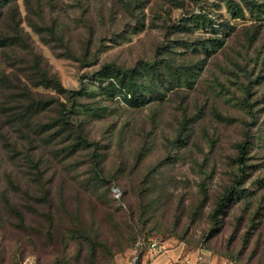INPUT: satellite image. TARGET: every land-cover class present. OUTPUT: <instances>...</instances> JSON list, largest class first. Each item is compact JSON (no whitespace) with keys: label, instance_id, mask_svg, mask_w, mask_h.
I'll list each match as a JSON object with an SVG mask.
<instances>
[{"label":"rangeland","instance_id":"rangeland-1","mask_svg":"<svg viewBox=\"0 0 264 264\" xmlns=\"http://www.w3.org/2000/svg\"><path fill=\"white\" fill-rule=\"evenodd\" d=\"M233 1L242 13L226 0H0V264H134L141 232L161 253L264 264V0ZM139 63L167 84L144 72L159 95L129 104L104 72ZM37 69L83 85L82 107L38 86ZM45 95L90 146L52 139L57 111L31 112ZM83 232L102 244L94 260Z\"/></svg>","mask_w":264,"mask_h":264},{"label":"trees","instance_id":"trees-1","mask_svg":"<svg viewBox=\"0 0 264 264\" xmlns=\"http://www.w3.org/2000/svg\"><path fill=\"white\" fill-rule=\"evenodd\" d=\"M246 2V0H243ZM226 6L228 10L233 14L237 13H242L241 8L239 7V4L235 3L233 0H226ZM249 4V3H248ZM195 21L199 20L200 17L194 16L193 17ZM204 22V20H203ZM204 51L207 52L208 48L203 47ZM36 63H39L38 57L35 58ZM163 67H166L167 70H170V65L165 64L162 65ZM105 69V68H104ZM157 69V72L156 70ZM151 71L152 76H154L159 82L166 83L164 81V75L161 73L160 70H158L157 66H153L149 63H139L137 67H134L133 69L129 70H122V69H116V68H108V72H104V76L112 77L114 80V85H115V91L124 93V99L126 102L129 104H137L140 102L145 101V96L143 91H147L150 97H157L159 95V91L157 86L154 84V82L150 79L146 81V78L143 77L144 72H149ZM187 71V70H185ZM156 75V76H155ZM94 76L97 78L98 81H101L98 77H101L100 73L94 74ZM36 80H37V85L43 86L44 88H49L51 90H54L55 93L57 94H65V97L68 101H71L74 107L81 108L79 104V98L83 96V94L86 93V89L83 88V85L78 90H66L62 87L60 82L52 77H48L45 73L40 72L39 69H37L36 72ZM178 80H180V77H177ZM186 80V78L184 79ZM150 83L152 84L149 88L146 87V85ZM38 98L34 101V104L32 105L31 112H35L34 114H41L42 112L46 110H55L57 111V118L52 121V124L45 125L43 128H46L47 130H54L52 131V139H55L56 137H60L63 135V133L70 134L71 137L67 138L66 140H69L68 142L63 141V144H65V147L67 148V151L70 153H73L77 150H83L84 148H87L90 146V142L88 141L87 138H83L78 129H72L70 126L71 120L69 118L68 113L66 112L67 107L64 102L60 103H55L56 101L53 98V95H45V96H37ZM128 97V98H127ZM73 108V107H72ZM49 128V129H48ZM42 129V128H41ZM38 129V133L40 132ZM45 129V130H46ZM48 132V131H44ZM245 147L240 146L239 152V164L244 167L245 162H244V154H245ZM96 176V174H95ZM92 179H94V175L92 174L91 176ZM96 183V182H95ZM97 184V183H96ZM101 185H103L101 183ZM99 184V186H101ZM116 185H112L109 187V189L106 187L105 188V194H109L113 196L115 199H113L114 203L116 200L117 202L120 203V199L116 198L114 194L112 193V188L115 187ZM118 188V187H115ZM119 189V188H118ZM236 196L237 192L235 190L232 191H227L223 197L218 201L214 213L212 214L213 218H216L218 214H222L224 211L223 209L227 206V202L232 199L231 196ZM100 199L105 198L104 194L102 193L101 196L99 197ZM116 202L117 205H119ZM62 204V203H61ZM64 210V207H62ZM61 208V209H62ZM59 210L61 213H64V211ZM58 216V215H57ZM83 236L86 239V242L88 243L89 246V255L88 257L92 260H94V255L96 251V247L99 245L102 246L101 243L96 242L94 239L89 238L88 235H86L84 232L82 233ZM133 248L135 249V252L137 253V258L135 259L134 264H139L140 263V258L143 257L149 251V234L141 232L135 238L133 239ZM226 261H229L233 264H238V261L235 259H226Z\"/></svg>","mask_w":264,"mask_h":264},{"label":"crops","instance_id":"crops-1","mask_svg":"<svg viewBox=\"0 0 264 264\" xmlns=\"http://www.w3.org/2000/svg\"><path fill=\"white\" fill-rule=\"evenodd\" d=\"M149 264H233L226 260H218L192 252L184 254L182 249L174 248L166 250L156 256H152Z\"/></svg>","mask_w":264,"mask_h":264},{"label":"built area","instance_id":"built-area-1","mask_svg":"<svg viewBox=\"0 0 264 264\" xmlns=\"http://www.w3.org/2000/svg\"><path fill=\"white\" fill-rule=\"evenodd\" d=\"M112 191L116 196L119 195V189L114 188ZM149 250L150 251H156L157 253H159V252L161 253L162 247L157 242L150 240L149 241Z\"/></svg>","mask_w":264,"mask_h":264}]
</instances>
